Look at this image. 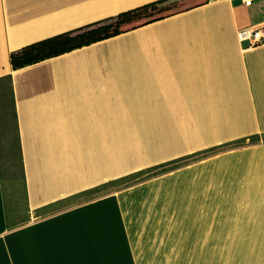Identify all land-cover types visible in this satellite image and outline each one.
<instances>
[{
	"label": "crops",
	"instance_id": "0c3cea01",
	"mask_svg": "<svg viewBox=\"0 0 264 264\" xmlns=\"http://www.w3.org/2000/svg\"><path fill=\"white\" fill-rule=\"evenodd\" d=\"M155 1L0 0V79L11 75L27 213L41 216L43 207L86 191L82 197L91 199L34 222H43L37 240V230L22 233L41 248L47 233L56 235L70 224V251L16 255L9 244L14 237L8 236L30 224L11 230L23 220L9 211L0 159V264L19 259L18 264H44L42 254L52 264H264V219L145 221L132 227L158 228L160 239L148 252H133L106 240L109 234L102 228L108 225L101 218L111 200L110 181L264 135V43L248 47L238 35L242 28L264 26V0H253L251 6L242 0H210L37 64L11 66V54L30 44ZM251 165L264 178V143L168 172L162 182L150 184V191L173 196L181 206L175 211L233 210L206 203L216 200L205 196L264 194L239 191L240 168ZM213 171L220 180L215 190L195 183ZM257 185L264 188V181ZM196 195L201 197L197 204ZM117 225L127 227L122 221ZM87 236L101 240L95 251L74 250V243ZM18 245L12 247L17 251Z\"/></svg>",
	"mask_w": 264,
	"mask_h": 264
},
{
	"label": "rangeland",
	"instance_id": "374dc122",
	"mask_svg": "<svg viewBox=\"0 0 264 264\" xmlns=\"http://www.w3.org/2000/svg\"><path fill=\"white\" fill-rule=\"evenodd\" d=\"M173 0L170 2H174ZM264 140L250 143L247 142L242 146L245 147L252 144H262ZM225 148L223 150L216 151L207 156L200 157L188 163H185L175 169L170 171L152 176L146 179H140L136 181H131L129 183L118 184L110 187L108 197L111 198L108 203V210L105 211L104 221L108 226L102 228L108 232L106 238L107 241H116L117 243L125 246L128 251L133 252H148L149 246L155 243L160 238L158 236V228H142V227H132L139 223H144L145 221L154 220H173V219H264V194H253L245 196H235V197H224V196H205L207 199H215L216 201H205L206 203H223L227 204L229 208L233 210L229 211H175L172 208L181 207L176 204L173 196L164 193H158L157 191H150V184L160 183L165 179L164 177L168 172L186 168L192 164H196L211 158L214 156L225 152L226 150L237 148ZM0 151H1V165L3 176L5 178V184L7 187L8 195V208L10 213L15 214L18 218L23 220L20 225L12 228H20L27 224H32L34 222L55 217L61 214H65L75 208H80L87 202L91 201L89 197H75L68 199L60 205L59 209L52 212L46 213L41 216L29 215L27 213V206L25 201V191L23 187V174H22V160L20 157V151L18 148V140L16 138V132L14 130L13 120H12V102L10 96L9 85L5 83L0 87ZM258 157H255V159ZM254 159V160H255ZM262 166V163H260ZM213 170V169H211ZM238 182H241L242 187L239 191H254L255 193L264 192V188H260L257 182H263L262 173L256 172L253 166L247 167V169L242 166L239 171ZM208 179L198 180L197 184H208L213 190H215L216 183L219 180L218 172H210L207 174ZM217 176V179L215 176ZM191 182H193L191 180ZM207 186V187H208ZM196 191L198 189H195ZM114 195H117L114 198ZM107 198V197H106ZM113 198V199H112ZM201 197H195L196 204L199 202L198 199ZM204 198V197H203ZM96 217V216H92ZM97 218V217H96ZM91 219V217H90ZM118 221L126 224L127 227L118 226ZM110 224V225H109ZM70 224L62 229H59V233L54 235L47 233L46 241L40 244L41 248L37 245L27 241L24 248L25 252L36 251V255L39 251L41 252H53L54 250L70 251L73 248V242L70 240ZM105 231V232H106ZM144 231V235L142 232ZM58 232V230L54 231ZM106 232V234H107ZM55 236H60L59 238ZM119 236V237H118ZM98 241H93L90 236L80 237L78 242L74 243V250L76 251H87L94 250L98 246ZM14 249V248H13ZM23 249L19 248L18 251L21 252ZM15 251V250H14ZM23 253V251L21 252ZM32 255V253H27ZM33 254V256H34ZM44 264H49L53 262L49 259L47 255L40 256ZM30 261L36 262V259L31 258ZM18 260H14L13 264H18ZM58 262V261H57ZM52 264V263H51Z\"/></svg>",
	"mask_w": 264,
	"mask_h": 264
},
{
	"label": "trees",
	"instance_id": "16d2710c",
	"mask_svg": "<svg viewBox=\"0 0 264 264\" xmlns=\"http://www.w3.org/2000/svg\"><path fill=\"white\" fill-rule=\"evenodd\" d=\"M170 1L173 0H158L138 7L136 9L122 12L112 19L102 20L94 24L82 27L80 29L66 32L30 44L22 48L21 50L11 54V66L13 69H19L25 66L37 64L44 60L61 56L73 50L116 37L118 35L139 29L157 21L164 20L174 15L184 13L197 7L206 5L209 3L210 0H177L174 2ZM0 82H4V84L7 83L10 87L11 75L1 78ZM11 102L12 120L14 130L16 132V138L18 140V148L20 151L19 126L15 108V99L13 96ZM261 140H264V135L260 134L241 138L220 146L212 147L191 155L181 157L173 161L162 163L151 168L132 173L120 179L110 181L108 185L109 187H112L118 184L129 183L131 181L150 178L152 176L175 169L195 159H199L200 157L212 154L216 151L223 150L225 148L242 146L247 142L254 143ZM89 193L90 191H86L75 195L73 198L82 197ZM62 203H64V201L47 205L42 209L38 210V214L43 215L52 212L58 209Z\"/></svg>",
	"mask_w": 264,
	"mask_h": 264
},
{
	"label": "built area",
	"instance_id": "2783aa9c",
	"mask_svg": "<svg viewBox=\"0 0 264 264\" xmlns=\"http://www.w3.org/2000/svg\"><path fill=\"white\" fill-rule=\"evenodd\" d=\"M247 5H253V0H242ZM239 39L248 47H255L264 43V26L259 28H242L239 31Z\"/></svg>",
	"mask_w": 264,
	"mask_h": 264
},
{
	"label": "bare ground",
	"instance_id": "6f19581e",
	"mask_svg": "<svg viewBox=\"0 0 264 264\" xmlns=\"http://www.w3.org/2000/svg\"><path fill=\"white\" fill-rule=\"evenodd\" d=\"M43 222H41V223H32V224H30L29 226L27 225V226H25L24 228H20V229H18L17 231H15V232H12V233H10L9 234V236L8 237H14L12 240H10L11 242L9 243L10 245H11V247L10 248H12V251L14 252V250H15V252L14 253H16V255L19 253H21V252H18V250L16 251V249L17 248H14L13 249V247H17V245H18V248H20V246H22L23 248V253H25V251H24V249L26 250V247L24 248V246H25V241H31L32 242V244H33V240H32V237H31V235H29L30 236V239H28L29 238V236H26V238L25 237H22V233L24 232V231H27V230H32L33 232H35L37 229H38V227H39V225H41ZM53 228V227H52ZM51 228V229H52ZM50 229V230H51ZM31 231V232H32ZM33 232H32V236H33ZM39 233V231L37 230L36 232H35V238H36V240L38 239L37 238V236H39V235H37ZM51 234V233H50ZM21 237L23 238V239H21ZM16 239H18L17 241H16ZM21 240V241H20ZM23 241V242H22ZM20 242V243H19ZM30 242V243H31ZM35 242V241H34ZM13 243H16V244H13ZM36 243H34L33 244V246L35 245ZM38 244V243H37ZM13 246V247H12ZM40 247V246H39ZM21 249V248H20ZM11 251V252H12ZM39 259V258H38ZM37 259V260H38ZM39 261V260H38Z\"/></svg>",
	"mask_w": 264,
	"mask_h": 264
}]
</instances>
